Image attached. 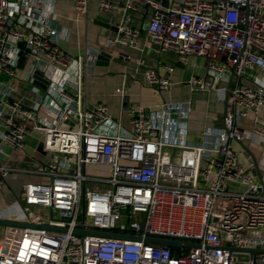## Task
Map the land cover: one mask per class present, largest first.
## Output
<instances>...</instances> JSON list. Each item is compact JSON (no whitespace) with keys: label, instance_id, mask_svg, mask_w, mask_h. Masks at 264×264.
<instances>
[{"label":"built area","instance_id":"1","mask_svg":"<svg viewBox=\"0 0 264 264\" xmlns=\"http://www.w3.org/2000/svg\"><path fill=\"white\" fill-rule=\"evenodd\" d=\"M73 1L78 15L86 16L92 0ZM95 1L102 12L150 10L152 42L181 61L207 58L206 74L193 76L191 87L225 90L231 77L225 127L209 129L205 143L190 142L186 125L171 116L178 111L186 117L189 108L163 102L155 114L129 106L131 127L122 132L105 103L83 101L84 78L94 70L98 49L88 45L85 55H73L62 46L51 23L56 0H0V71L17 80L10 53L22 45L45 60L48 80L36 112L20 99H2L8 109L0 111L3 152L24 148L26 118L36 122L44 149L54 153L36 169L13 167L4 157L0 192L12 172L45 178L22 186L17 202L25 221L68 228L3 227L0 264H264V192L232 144L264 141V0ZM138 36L132 25L118 24L116 40L134 46ZM164 69L168 75L174 68ZM60 73L75 76L74 94L61 86ZM166 74L149 69L145 81L167 90ZM88 164H105L108 172L91 175ZM234 183L244 188L230 189ZM0 219H8L1 209ZM75 228L142 238L79 235ZM145 236L191 244L150 243ZM251 248L260 250H245Z\"/></svg>","mask_w":264,"mask_h":264},{"label":"crops","instance_id":"2","mask_svg":"<svg viewBox=\"0 0 264 264\" xmlns=\"http://www.w3.org/2000/svg\"><path fill=\"white\" fill-rule=\"evenodd\" d=\"M124 3L126 0H120ZM165 4H178L182 0H162ZM151 11L141 7L139 12L116 8L112 12H102L95 0L89 2L86 16L80 17L73 0H56L55 14L52 25L61 33L62 46L73 55H85L86 47L98 49L94 70L84 78L83 101L86 103L103 102L114 118V123H121V131L130 129L128 108L131 105L145 108L147 112L157 113L163 102L188 107V115L181 117L180 112L172 111L171 116L188 129L190 142L205 143L209 129L225 127L224 100L231 77L226 82L225 90H201L191 87L189 80L193 76H203L207 72V58L193 55L187 61H181L170 51L161 49L147 35L148 18ZM130 24L139 31L136 45L130 46L118 40V24ZM11 66L16 71L17 80L0 71V111L8 112L3 100L20 99L24 105L38 111L46 89L33 83L34 73L39 71L45 77L46 62L42 57H33L26 53L22 45L11 48ZM165 65L173 66V71L166 74ZM155 69L166 74L170 80L167 90H160L148 85L145 72ZM32 79V81H31ZM76 78L71 74L60 73L59 82L69 93L74 94ZM233 83V81H232ZM48 87V85H47ZM123 87L124 92H120ZM46 99V97H45ZM47 100L48 97H47ZM26 125L25 146L23 149H7L3 152L0 142V164L7 157V162L13 167L36 169L46 161L54 159V153L44 149V133L34 129L35 121L23 119ZM248 129L250 124H246ZM3 127L0 125V139ZM244 143L254 152L264 178V141L252 138ZM240 158L249 166L241 154L236 140L232 141ZM6 151V150H5ZM178 154L177 150H170ZM59 164L65 163L62 157ZM258 178V177H257ZM45 178L34 173L12 172L7 176L6 187L0 192V209L5 218L13 221H25L18 197L22 186L27 181H41ZM259 181V179H258ZM260 182V181H259ZM234 189H237V184ZM242 188V186H241Z\"/></svg>","mask_w":264,"mask_h":264},{"label":"water","instance_id":"3","mask_svg":"<svg viewBox=\"0 0 264 264\" xmlns=\"http://www.w3.org/2000/svg\"><path fill=\"white\" fill-rule=\"evenodd\" d=\"M33 83L36 85H39L43 89L47 88L48 80L43 76V74L39 71L35 72ZM230 88V82L227 87L226 91V97L224 100L225 105V114L227 115L228 111V89ZM241 154L244 156V158L247 160L248 164L251 167L252 172L258 177L261 185L262 190L264 192V178L260 169L259 162L257 160L256 155L254 152L244 143V141L237 140ZM6 226H17V227H37V228H43L50 231H68L67 227H59L56 225H48V224H39V223H32L30 221H13L9 219H0V233L2 232L3 227ZM73 232L79 235H100V236H106V237H116V238H142L136 235L127 234V233H120V232H114V231H103V230H95V229H83V228H75L73 229ZM143 239L150 243H157V244H164L168 246H182V245H190L191 242L185 241V240H178V239H172V238H165V237H156V236H145ZM229 249L232 251L236 250H242L241 248L235 247V246H229ZM248 251L256 252L260 249L258 248H251V249H245ZM262 250V249H261ZM264 250V249H263Z\"/></svg>","mask_w":264,"mask_h":264},{"label":"rangeland","instance_id":"4","mask_svg":"<svg viewBox=\"0 0 264 264\" xmlns=\"http://www.w3.org/2000/svg\"><path fill=\"white\" fill-rule=\"evenodd\" d=\"M107 124H108V122H106L105 125H103L101 128H104ZM238 155H239V153H238ZM240 162L245 165V162L242 161L241 158H240ZM87 171L91 175H97V174L100 175L102 173L108 172V166L105 164H95V165L88 164L87 165ZM88 185H89V187H92V188H94V186H95L94 182H92V181H88ZM237 185H239V184H237ZM241 186H242V188H241ZM229 188L234 189V185H230ZM243 188H244L243 185L238 186V189H243ZM28 210L30 213H33V211H34L33 208H28Z\"/></svg>","mask_w":264,"mask_h":264}]
</instances>
